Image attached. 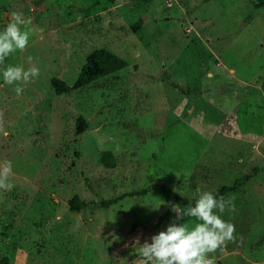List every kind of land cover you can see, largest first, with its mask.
<instances>
[{
	"label": "rangeland",
	"instance_id": "rangeland-1",
	"mask_svg": "<svg viewBox=\"0 0 264 264\" xmlns=\"http://www.w3.org/2000/svg\"><path fill=\"white\" fill-rule=\"evenodd\" d=\"M13 12L31 18V35L0 64V165L11 161L14 185L0 189V264H131L137 237L194 225L172 204L245 175L221 214L236 242L208 258L264 264V13L250 0H0V32ZM99 49L127 68L73 90ZM8 66L40 74L18 96ZM53 77L69 91L57 96Z\"/></svg>",
	"mask_w": 264,
	"mask_h": 264
},
{
	"label": "clouds",
	"instance_id": "clouds-1",
	"mask_svg": "<svg viewBox=\"0 0 264 264\" xmlns=\"http://www.w3.org/2000/svg\"><path fill=\"white\" fill-rule=\"evenodd\" d=\"M30 25L31 18H24L20 12L11 14L10 22L0 32V64L15 51L26 50L31 35ZM39 74L36 67L25 70L21 66H8L2 75L5 84L17 85L14 91L19 96L24 91L19 85L30 82ZM12 174L11 161H4L0 165V189H12ZM234 210L232 198L217 197L211 191L197 189L195 203L189 202L185 207L171 205L176 221L194 219V225L190 227L186 222H172L166 230L151 236V242L145 240L142 244L137 237L134 244L137 245L138 258L131 264H214L208 254L217 252L229 242H236L235 225L221 218V214Z\"/></svg>",
	"mask_w": 264,
	"mask_h": 264
},
{
	"label": "trees",
	"instance_id": "trees-1",
	"mask_svg": "<svg viewBox=\"0 0 264 264\" xmlns=\"http://www.w3.org/2000/svg\"><path fill=\"white\" fill-rule=\"evenodd\" d=\"M108 3H115L119 0H104ZM252 8L254 11H259L264 13V0H250ZM136 29V28H135ZM128 64L125 60L118 57L114 53L106 50V49H99L91 52L87 55L83 66L81 67L76 80L72 85L73 90L83 89L89 85L95 84L100 79H104L110 77L125 68H127ZM51 86L53 88L54 93L57 96L63 95L67 93L70 89L68 85L61 79L53 77L51 78ZM86 128V122L83 118H78L76 122V134L80 135ZM99 161L103 167L106 168H113L115 166V159L113 158L112 154L107 151H103L99 154ZM258 168H254L253 176L256 175L258 172ZM251 175H245L235 179L232 186H224L222 187L215 196L220 197L224 196L226 198L227 195L235 194L239 190V188L246 182L249 181ZM145 193V192H143ZM139 195L137 193H131L129 196H136ZM126 197V196H124ZM120 199V198H119ZM119 199L110 200V201H99L95 202L101 208H108L111 205L116 204ZM68 207L73 212H80V210L86 207V203L80 200L77 197L72 198L68 202ZM164 216L159 218V221H162ZM5 264H8V260H4Z\"/></svg>",
	"mask_w": 264,
	"mask_h": 264
}]
</instances>
